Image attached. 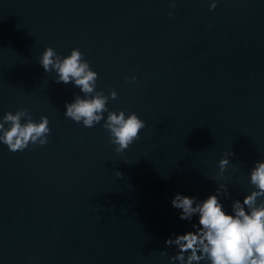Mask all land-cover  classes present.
Instances as JSON below:
<instances>
[{
	"label": "water",
	"instance_id": "water-1",
	"mask_svg": "<svg viewBox=\"0 0 264 264\" xmlns=\"http://www.w3.org/2000/svg\"><path fill=\"white\" fill-rule=\"evenodd\" d=\"M209 2L0 0V115L27 109L51 129L44 145L0 144V264H169L164 240L190 228L175 193L202 199L223 182L228 207L250 189L264 159V0ZM45 46L79 48L97 89L117 92L108 108L144 120L127 149L63 115L78 89L43 71Z\"/></svg>",
	"mask_w": 264,
	"mask_h": 264
},
{
	"label": "clouds",
	"instance_id": "clouds-1",
	"mask_svg": "<svg viewBox=\"0 0 264 264\" xmlns=\"http://www.w3.org/2000/svg\"><path fill=\"white\" fill-rule=\"evenodd\" d=\"M216 4L217 0H210L209 11ZM175 6V0H170L169 7ZM38 63L45 73H54L55 83H71L78 89L79 94L64 102L66 118L89 128L99 123L117 153L138 139L144 120L134 111L108 108L107 101L115 99L117 92L110 89L105 94L97 89L98 73L79 48L73 47L62 56L53 47L45 46ZM130 79L135 81L136 77ZM50 131L47 116L35 120L27 109L6 110L0 115V144L9 151H22L29 144L44 145ZM233 155L230 150L221 154L217 177H223ZM247 182L250 189L241 198L231 199L228 207L221 199L230 196L223 182L202 199L179 192L171 197L170 204L178 210V218L189 221L190 228L164 240L166 246H174V254L167 256L169 264H264V159L252 162Z\"/></svg>",
	"mask_w": 264,
	"mask_h": 264
}]
</instances>
